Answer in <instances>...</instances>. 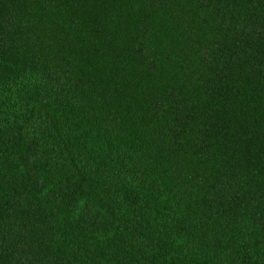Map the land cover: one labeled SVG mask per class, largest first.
Listing matches in <instances>:
<instances>
[{
	"label": "trees",
	"instance_id": "trees-1",
	"mask_svg": "<svg viewBox=\"0 0 264 264\" xmlns=\"http://www.w3.org/2000/svg\"><path fill=\"white\" fill-rule=\"evenodd\" d=\"M0 264H264V0H0Z\"/></svg>",
	"mask_w": 264,
	"mask_h": 264
}]
</instances>
